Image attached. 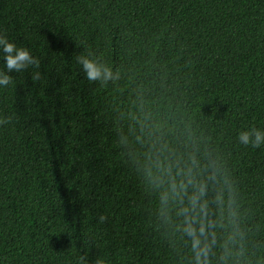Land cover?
<instances>
[{"label": "trees", "instance_id": "obj_1", "mask_svg": "<svg viewBox=\"0 0 264 264\" xmlns=\"http://www.w3.org/2000/svg\"><path fill=\"white\" fill-rule=\"evenodd\" d=\"M0 30L41 72L0 90V264H187L138 171L157 137L219 165L264 262V147L236 143L264 129V0H0ZM88 53L120 79L88 82Z\"/></svg>", "mask_w": 264, "mask_h": 264}, {"label": "clouds", "instance_id": "obj_2", "mask_svg": "<svg viewBox=\"0 0 264 264\" xmlns=\"http://www.w3.org/2000/svg\"><path fill=\"white\" fill-rule=\"evenodd\" d=\"M0 60H3L0 90L14 83L11 73L32 70L29 71L32 81L41 79L40 59L30 48L17 45L3 34H0ZM75 60L88 82H98L103 87L121 77L120 70H114L102 56L78 54ZM11 120V116L0 117V124ZM236 143L244 148L260 149L264 147V129L249 126L240 130ZM138 171L156 196L158 218L172 227L187 249V264H238L240 260L251 264L244 248L246 230L241 228L236 193L228 188L226 194L217 187L221 180L228 182L220 176L221 169L215 161H209L205 170L195 150L177 153L157 137L144 152L143 160L138 161ZM105 220L103 214L98 217V223ZM219 232L223 236L218 241ZM76 264H89L86 253L77 257ZM95 264L105 261L99 257ZM255 264L264 262L257 258Z\"/></svg>", "mask_w": 264, "mask_h": 264}]
</instances>
